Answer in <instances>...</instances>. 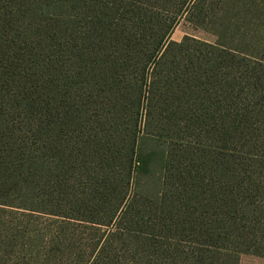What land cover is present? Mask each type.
Instances as JSON below:
<instances>
[{
    "label": "trees",
    "instance_id": "16d2710c",
    "mask_svg": "<svg viewBox=\"0 0 264 264\" xmlns=\"http://www.w3.org/2000/svg\"><path fill=\"white\" fill-rule=\"evenodd\" d=\"M208 5L0 0V214L62 219L42 234L0 218V264L73 253L72 222L109 227L84 246L89 264H115L116 247L131 264L264 257V69L222 33L170 40L181 19L210 22ZM152 120L185 124L183 147Z\"/></svg>",
    "mask_w": 264,
    "mask_h": 264
},
{
    "label": "rangeland",
    "instance_id": "374dc122",
    "mask_svg": "<svg viewBox=\"0 0 264 264\" xmlns=\"http://www.w3.org/2000/svg\"><path fill=\"white\" fill-rule=\"evenodd\" d=\"M206 2L211 5H208L209 8L213 9L211 21L203 24L202 27H200L197 26L195 23L187 21L186 19H181L173 28V31L170 35V40L174 42H180L184 37H188L190 39L197 40L200 43L215 45L217 43V36L215 35V33H222L224 35H222V40L228 47L232 46V48L238 49L241 53H252V55L254 56V60L261 65L262 69H264V0H206ZM202 49L204 52H206V54L212 52L207 47H204ZM261 77L262 82L259 84L258 87L260 89V96L261 94H264L261 93L264 92L263 76ZM157 111V109H154V113ZM144 113L145 111L144 109H142L143 118L141 120H144ZM261 115L262 110L260 112L259 121L264 124V115H262L263 117H261ZM149 126L151 128L150 130H153L159 136L164 137L160 141V143L163 142L165 148H167L168 146H177V149H179V147H183L180 145L182 144V142L176 140L178 139L176 134H182L185 124L180 122L178 123V128L174 127L171 129H166L167 123H165L164 121L161 122L152 120L150 121ZM200 127H204V125H200ZM263 128L264 126L260 127V125L256 124L255 132L260 135ZM198 129L199 128H197V130ZM186 138L184 139L186 140V142L190 141V139ZM196 142L204 144L199 139ZM254 151L260 155H263L262 148H257V150ZM195 161L196 163L199 162L198 159H196ZM194 167L198 168L197 165ZM200 173L201 175H204V170L201 169ZM141 193L144 194L145 192L143 189L141 190L139 188L135 189L134 193L132 194H134L133 196L136 195V197H138ZM130 199L131 198H127L122 210L129 204ZM145 203H149L148 206L150 207V209L149 211L146 210L147 214L149 215L151 208L155 207L156 204L152 202V199L146 200ZM145 203H142L141 206H143V204ZM135 204L136 203L132 205L135 206ZM21 214H23L21 213V211L14 212L6 210L5 213L0 214V218H2L3 220L2 223L13 225H24L26 222L31 221V223L36 227V229L42 234L48 232L51 228L58 227L62 222V219L60 218L49 217L44 215L34 216L33 220H27L20 216ZM154 219L157 221L160 218ZM95 227L98 228L99 231H93L89 229H94ZM68 228L69 231L67 233L74 232V237L70 239V241H72L70 246H73V253H69L68 251L63 250V246H61V251L53 249L50 253H48L47 257L41 258L39 264H89V255L88 253H86V251H83L84 246L86 244H90V237H92V235L95 234V236H97L98 238L103 231L109 229V227L107 226L89 225L82 222H72L70 223V226H68ZM68 241L69 239H67L66 242ZM114 247L115 246L113 245L112 248ZM115 249L116 250L114 254L111 253L114 256V261L116 262L115 264H131V262H128V260L130 259L129 256L126 255V253H123V250H121V248L116 247ZM7 260V258L3 257L1 260V264H10ZM19 264L30 263L27 261L25 263L20 262ZM238 264H264V257L254 255H241L239 257Z\"/></svg>",
    "mask_w": 264,
    "mask_h": 264
}]
</instances>
